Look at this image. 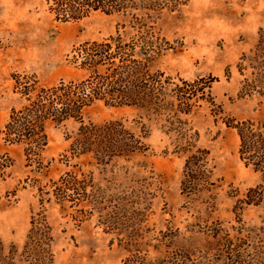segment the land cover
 Masks as SVG:
<instances>
[{"label": "rangeland", "instance_id": "1", "mask_svg": "<svg viewBox=\"0 0 264 264\" xmlns=\"http://www.w3.org/2000/svg\"><path fill=\"white\" fill-rule=\"evenodd\" d=\"M51 4L0 0V154L8 153L14 161L8 177L0 180L1 256L28 264L24 246L33 218L43 213L53 236V264H126L135 250L127 246L131 233L150 260L174 255L179 264H264V201L258 206L240 203L251 188L264 184V173L241 161L239 136L225 124L228 119L264 118V65L248 61L264 32V0H179L176 9L155 18L172 46L160 68L179 79V85L180 80L203 79L201 86L216 104L201 101L182 117L193 134L199 133L197 148L211 152L213 180H219L214 191L192 195L182 192L187 155L177 148L176 136L134 108L99 102L86 113V121L95 124L119 120L140 132L136 121H141L149 129L147 157L120 161L115 169L99 167L90 157L65 161L79 128L74 122L48 129L47 167L40 172L27 166L22 147L5 144L2 132L12 110L26 103L16 75L35 77L43 86L78 79L80 72L71 63L74 49L123 32L129 21L96 12L81 21L60 22ZM142 163L155 176L154 186L143 189L145 196L140 190L149 173L139 167ZM69 171L79 177L92 174L106 193L104 209L87 204L70 208L71 203L61 205L41 194ZM82 208L87 213L75 220ZM111 216L131 227L110 230Z\"/></svg>", "mask_w": 264, "mask_h": 264}, {"label": "trees", "instance_id": "2", "mask_svg": "<svg viewBox=\"0 0 264 264\" xmlns=\"http://www.w3.org/2000/svg\"><path fill=\"white\" fill-rule=\"evenodd\" d=\"M51 3L50 11L60 22L81 21L96 12L122 15L129 21L122 25L123 32L119 30L103 41L86 42L74 49L71 63L80 72L78 79L43 86L35 77L16 75V88L25 97L26 103L12 110L2 132L5 144L22 147L27 166H34L40 172L47 167L43 155L49 143L48 129L74 122L79 124V128L68 150L71 155L64 156L65 161L69 163L73 158L90 157L99 167L111 166L115 169L120 161L129 163L136 158L147 157L151 150L146 143L149 129L141 121H136L137 125H141L140 132L119 120L95 124L86 121V113L99 102L134 108L143 116L163 122L167 134L176 136L177 148L187 155L181 182L184 194L217 189L219 180H213L215 167L211 152L197 148L199 133L193 134L182 119L192 114L199 102L215 106V100L201 86L203 79L193 82L180 80L179 85V79L177 82L160 68L161 60L172 46L157 28L155 18L165 9H176L179 0H172L171 4L167 0H51ZM256 52L248 59L250 65H264V32ZM261 74L264 76V73ZM246 86H250L248 80ZM219 114H222L221 110ZM225 124L239 136L241 161L247 167L253 166L264 173V118L245 121L228 119ZM13 166L14 161L8 153L0 154V180L8 177V170ZM139 167L149 173L143 177L140 190L145 196L143 189L146 191L154 186L155 176L152 170H146L144 163ZM137 184L139 180L134 182V185ZM40 191L42 195L53 196L61 205L71 203L70 208L87 204L101 210L107 201L106 193L95 184L92 174L79 177L75 171L67 172L54 182L51 190ZM130 196L135 198L133 192ZM263 201L264 184H260L251 188L240 203L258 206ZM76 213L74 219L81 221L80 215L85 216L87 212L82 208ZM38 216L32 220L22 257L28 264H53L51 228L43 213ZM117 220L111 216L107 227L115 230L118 229L116 226L122 225L119 227L121 231L131 227L129 222L123 220L120 223ZM132 234L127 236V246L135 250L126 264H179V258L174 255L150 260L138 248L140 244L133 240ZM0 263L15 264L13 258L1 256V248Z\"/></svg>", "mask_w": 264, "mask_h": 264}]
</instances>
